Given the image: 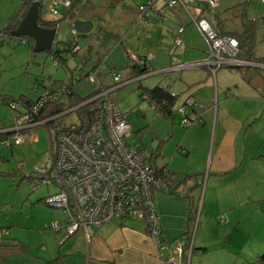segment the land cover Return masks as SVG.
<instances>
[{
  "label": "crops",
  "instance_id": "1",
  "mask_svg": "<svg viewBox=\"0 0 264 264\" xmlns=\"http://www.w3.org/2000/svg\"><path fill=\"white\" fill-rule=\"evenodd\" d=\"M5 1L7 7L4 8L8 12L0 14L1 27L16 14L23 0ZM113 1L114 7L110 10L113 11L114 18L109 20L114 27H119V37L99 63L97 78L102 86H109L108 73L103 74L109 69H117L122 79L130 75L128 51L140 55L151 54L146 62L148 72L167 74H163L158 81H152L153 85L150 87L156 84L165 86L176 96L181 94L182 103L184 97L192 96L194 105L181 113L199 117L187 128L192 124L203 126L196 127L202 130L201 134H184L179 139L171 161L165 159L169 152H162L159 143L152 151L155 153L154 159H149L157 169L165 168L167 175L171 173L183 176L193 172L197 175L186 178L175 186H172L175 179L165 180L162 177V186L153 191V203L162 237V247L159 249L149 237L144 222L130 216L111 217L96 226L78 227L70 234L65 232L63 225L57 224V229H51L59 244L56 252H50L49 255L33 254L29 242L12 235L7 236L8 224L3 222L0 223V228L6 231L1 232L0 242L12 244V247L17 243L24 245L25 249L10 252L0 250V264H165L164 260L168 258L177 264H232L227 255L233 249L221 244V240L226 241L236 227L245 230L248 236L252 231L248 220L257 228L262 227L260 219L264 215V0H217V5L212 9L219 12L223 26L237 33L246 26V32L252 33L250 37L253 45L247 55L241 57L236 54L235 58L243 62L236 64L233 70L221 65L214 71L206 65L197 64L205 58L207 50L201 40L195 38L200 33L191 20L196 15L194 5L190 4L187 8L167 7L170 9L158 13L157 4L153 2L147 9L148 18L153 20L149 22L136 17L141 0ZM206 8H201L197 15L202 16ZM60 11L63 9L60 8ZM15 17L20 19V16ZM41 18L49 23L43 26L49 27L55 19L53 15L46 17L43 14ZM182 20L184 23H181ZM209 21L215 29L212 20ZM180 26V41L175 45V31ZM29 41L27 43L30 46L32 40ZM189 48L195 51L188 57L195 59L189 64L183 63L182 60L186 57L184 52ZM53 61L56 63L57 58ZM179 64L183 66L175 67ZM186 67L190 71L183 74L181 69ZM169 70L173 72L168 73ZM70 73L72 72L69 71ZM226 73L233 74L227 78ZM67 76L52 79L49 83H44L41 78L37 79H40L41 85L51 86ZM172 83L178 89H171ZM76 92L78 95L85 94L78 90ZM29 98L24 96L18 100L23 102ZM198 99L203 102L198 103ZM144 100L149 104V100ZM148 108H151L150 104ZM171 116L172 112L164 117ZM11 123L12 121L7 125L1 123L0 130L9 127ZM37 125L39 124L34 125L32 130ZM129 125L131 131V124ZM192 128L188 130H193ZM191 148L193 152L199 153L201 160L205 158L207 162L203 169L185 172L187 163L184 159ZM174 155L177 163L174 162ZM36 170L40 173V169ZM201 192L202 199L196 220L195 209ZM217 222L223 224L218 225ZM210 224L214 232L209 228ZM193 231L194 237L189 242V235ZM176 240L181 244L180 252L174 247ZM212 255L215 257L213 262H208ZM243 260L246 261L247 258Z\"/></svg>",
  "mask_w": 264,
  "mask_h": 264
},
{
  "label": "built area",
  "instance_id": "2",
  "mask_svg": "<svg viewBox=\"0 0 264 264\" xmlns=\"http://www.w3.org/2000/svg\"><path fill=\"white\" fill-rule=\"evenodd\" d=\"M190 1L162 0L156 11L159 13L164 7L187 8ZM153 2L154 0H144L139 4L137 17L152 22L153 20L148 18L147 9ZM46 3L55 18L53 26L56 27V34L53 46L61 45L57 43L56 36L59 27L63 25L62 31L67 26L70 32L69 42L65 45L67 52L75 51L81 45L78 41L79 37L75 35L71 27L72 19L60 11V8L66 10L70 7V0H43V4ZM216 5L217 0H196L194 4L196 15L192 16L191 20L207 46L205 58L197 64L206 65L211 71L221 65H226L233 70L236 64L243 62L235 58L238 53L237 39L232 35L216 32L205 17L197 15L202 6L214 8ZM181 27L175 31L173 39L175 45L180 41ZM7 36V32L0 28V43ZM19 37L20 41L28 42L26 36ZM150 57L151 54L140 55L133 51L127 52L128 61L133 65H142ZM179 66L183 64L175 67ZM97 71V68L88 69L86 72L80 71L76 76L68 77L54 85L56 91H67V85L72 87L79 79H85L94 84V89L66 110H76L84 105L88 115L85 124L78 117L77 123L66 126L57 125L54 128V150L50 148L46 154L45 166L40 169V180L52 182L56 188L45 196L46 203L59 207L65 213L63 227L67 234L74 232L78 227L99 225L111 217L130 216L144 222L149 237L159 249L162 247V240L152 195L154 190L162 186L163 181L159 176V169L147 156V150L126 141L125 137L130 133L126 114L108 95L110 90L129 80L122 79L120 72L111 68L107 71L110 84L102 86L97 78ZM131 78L135 79V76ZM48 91L49 88L46 87L40 89L39 98L34 102L22 104L11 101L9 103L10 109L16 104L20 108L12 110L14 112L12 124L0 130V134H6L0 137V143L18 144L23 138L33 137L32 127L47 121L43 118L38 119L36 111ZM170 93L174 94L173 91ZM142 97L144 98L145 95L143 94ZM149 104L157 115L161 112L160 101L149 99ZM193 105L192 96H186L177 110L183 113ZM198 119L197 115H183L182 124L187 127ZM32 184L35 187L38 184V178H34ZM46 226L53 230L58 228L55 221L49 222ZM2 231L6 230L0 229V235ZM180 246V242L176 240L174 243L176 251L180 252ZM164 261L165 264H177L170 258Z\"/></svg>",
  "mask_w": 264,
  "mask_h": 264
},
{
  "label": "rangeland",
  "instance_id": "3",
  "mask_svg": "<svg viewBox=\"0 0 264 264\" xmlns=\"http://www.w3.org/2000/svg\"><path fill=\"white\" fill-rule=\"evenodd\" d=\"M72 1L79 6V0ZM161 1L154 0L157 7L161 4ZM194 1L196 2V0H191L190 4L194 5ZM98 3L101 4V1L98 0ZM5 4V0H0V14L8 12L4 8L7 7ZM169 9L167 7L162 8L163 12ZM107 13L109 15L113 14L114 17L112 10ZM42 14L46 17L52 15L47 3L43 5ZM73 18L83 19L82 14H75ZM183 21L181 23H184ZM107 23L105 21V24ZM0 25H2V21H0ZM67 28L65 26L64 31H58L57 40L65 37L64 33L68 32ZM195 38L201 40L207 50L206 42L201 34H199V37L195 36ZM187 50L184 52L186 57L183 58V63L195 59H191L192 56L188 57L195 49L189 48ZM79 54L86 55L87 51L81 47ZM54 62L47 50L33 51L32 44L29 46L28 43L20 41L18 37L8 35L0 43V93L7 94L12 98L17 97V99L24 96L34 98L40 89L45 86L41 85L36 80L37 78H41L44 83H49L52 79L64 78L69 74V71L72 72L73 76H76L78 71L75 65L79 62L77 54L66 55L64 62L57 57L56 63ZM169 71L168 73L173 72L172 70ZM181 71L184 74L189 72L190 69L186 67ZM103 74H107V72ZM163 74L165 75L167 72L147 76L137 75L133 80H130L131 77L126 78L125 80L130 81L111 90L108 95L116 102L119 109L126 113V120L131 124V131L125 137L126 141L129 144L145 148L147 150L146 154L151 160L155 156L152 151L157 148V143H159L162 152H169L165 157L169 162L172 160L173 154L176 153L174 150L178 147L179 139H182L184 134H201L202 130H198L196 127H202L203 125H193V122L192 126L187 128L182 124L183 114L177 110V107L182 104L183 96L181 94L175 97L171 117L157 116L153 109L148 108V102L141 99L140 94L144 91V87L153 85L152 81H158ZM231 74L233 73H226L225 75L230 78ZM138 84L140 86H137ZM74 86L80 93H87L94 89V84L85 79H79ZM171 89L178 88L172 83ZM63 98H65L64 95ZM197 102L201 104L203 100L198 99ZM242 110L239 109V111ZM12 119L13 111L5 103L0 102V124L7 125ZM77 120L76 110L72 109L54 118L51 122L37 125L32 130V138H23L18 144L0 143V223L6 222L8 224V227H5L7 236L12 235L21 241L29 242L33 254L49 255L50 252H56L59 244L58 239L53 236L52 229L46 227L45 224L55 221L62 226L66 217L59 207L46 203V197L44 196L48 192L55 191L56 188L52 182L47 183L40 180L41 174L38 173L36 168L46 160V154L50 148L54 150L55 132L53 125L61 123L62 126H66L70 123H77ZM189 128L193 130H188ZM9 135L11 136V134ZM196 153L197 151L193 152L191 148L187 158L184 159V162L187 163V167H184L187 169L185 172L203 169L206 166V159L202 158L201 160L199 153ZM174 162H176V156ZM34 178H38L36 187L32 184ZM197 199L196 220L202 192ZM261 216L262 227L257 228V226L251 224L250 219L247 222L250 223L252 235L250 233L247 236L245 230L236 227L226 241L221 240V244L233 249L231 254L227 255L232 260V264H250V261L255 257L254 253L260 254L264 251V215ZM217 224L221 225L223 223L217 222ZM209 228L214 232L211 224ZM192 237H194V231L189 235V242ZM222 252H225L224 249ZM245 257L247 258L246 261L243 260ZM214 258V255H212L208 258V262H213ZM231 260L229 263H231Z\"/></svg>",
  "mask_w": 264,
  "mask_h": 264
},
{
  "label": "trees",
  "instance_id": "4",
  "mask_svg": "<svg viewBox=\"0 0 264 264\" xmlns=\"http://www.w3.org/2000/svg\"><path fill=\"white\" fill-rule=\"evenodd\" d=\"M100 1H101V4L98 3V0H79V6H78V5H75L74 1L70 0L71 2L70 7L62 11L63 15H66L69 19H73L75 14H82L83 18L92 19L93 21V27L88 32L86 41H84L75 51L70 52V53L67 52V47L65 45L68 44L69 39H67L66 37L60 40H57V43L61 44L60 46L54 45L52 48L46 49L47 52L50 53V55L52 56L54 60L58 57L60 58V60H62V62H64L66 55L77 54L78 59H79L78 64L75 65L78 71L77 73H80V71L86 72L88 69L97 68L99 63L103 59V57L110 50L112 45L117 41L119 37V34H118L119 27L118 26L114 27L111 24V20H109L113 17V14L109 15L107 13L108 11H110V8L114 7V1L113 0H100ZM29 2H30L29 0H23L18 6V9L16 10V14H14L13 17L10 18L4 26L0 27L5 32H7V35H10L9 31L13 29L19 21V19L16 18L15 16H20L21 18L24 12L26 11L29 5ZM203 7L205 6H202L201 8ZM139 9L140 8L138 5L137 11H136V17L138 16ZM41 11L42 9L39 8L38 10L39 15H41ZM201 15L205 17L208 21L212 20V22L214 23L216 32L229 34V35L234 36L237 39L239 56L242 57V56L247 55L248 51H250L251 46L253 45V41H252V38L250 37L252 36V33L246 32L248 30V29H245L246 26L244 27V30L240 31L239 33L226 29L222 24L223 23L222 19H220L219 17V12L209 7H207L205 9V13ZM54 21L55 20L53 19V21L51 22L52 26L54 24ZM105 21L108 23L105 24ZM40 25H49V23L44 20H41ZM17 37L18 39L20 38L19 36ZM28 40H30L29 42H31V39L29 37H28ZM81 47H83L87 51L86 55L79 54V50L81 49ZM130 65H131L130 75L125 76L124 79L132 77V76L140 75V74H143L149 71V69L146 66V63L142 65H133L130 63ZM98 73L99 72L97 71V74ZM68 77H74V76L72 73H70L66 78ZM65 79L61 81H64ZM36 80L40 82V79H36ZM61 81H58L49 87L44 86L46 88H49V91L46 94L45 99L42 100L41 104L39 105L36 111V117L38 119L40 118L48 119L50 117L61 114L65 112L66 110L70 109L75 104V102L81 101L84 97H86L90 93L89 91L85 93L84 95H78V93L76 92L77 89L75 88L74 85L72 87H69V85H67V88H68L67 91L66 90L60 91V92L56 91L54 89V85ZM170 92L171 91L167 90L165 86L156 84L152 87H144V91L140 94V97H142V95L144 94L145 95L144 99H147V100L152 99L154 101H160L162 108L158 116L164 117V116H169L174 100H175V97H176L175 93L171 94ZM63 95L65 96V98H63ZM38 98L39 97L37 93L36 97L29 98L27 100H24L21 103L27 104L29 102H34L38 100ZM18 99L12 98L11 96L6 95L4 93H0V102L5 103L8 107L11 101L20 102ZM19 108L20 107L17 106L16 104L14 105V108H11V110H14V109L18 110ZM76 113H77V117H80L85 124L88 120L86 107L84 105L80 106L78 109H76ZM51 121L53 120L45 121V122H51ZM57 125H61V123L54 124L53 127L55 128ZM4 135L6 134H0V137ZM164 171H166L165 168L159 169L158 170L159 176L161 177V179L162 177L165 178V180L175 179L174 184L172 186L177 185L179 182H183L186 178H190L192 176L194 177L197 175L196 172L185 174L183 176H179V175L171 174V173L167 175ZM161 240H162V237H161ZM13 246L14 247H12V244H2L0 242V250H2L3 252H6V251L10 252L12 250L22 251L25 249L24 245H20L17 243H14ZM201 249H204V247H201ZM250 264H264V251L261 252L260 254L257 253L255 257L250 261Z\"/></svg>",
  "mask_w": 264,
  "mask_h": 264
},
{
  "label": "water",
  "instance_id": "5",
  "mask_svg": "<svg viewBox=\"0 0 264 264\" xmlns=\"http://www.w3.org/2000/svg\"><path fill=\"white\" fill-rule=\"evenodd\" d=\"M29 5L24 12L23 16L19 19L16 26L9 31L12 36H28L32 40V50L38 51L43 49H50L53 46L54 38L56 34V27L40 25L42 20L39 15V8H43V0H29ZM92 20L73 18L71 27L75 31V35L80 38L78 41L82 44L87 39L88 32L92 29ZM63 25H61L58 31L62 32ZM64 36L70 38V32H65ZM156 72H148L145 75L155 74ZM58 115L50 117L47 121L53 120ZM46 161L37 166V169H42L45 166ZM181 245V244H180Z\"/></svg>",
  "mask_w": 264,
  "mask_h": 264
},
{
  "label": "flooded vegetation",
  "instance_id": "6",
  "mask_svg": "<svg viewBox=\"0 0 264 264\" xmlns=\"http://www.w3.org/2000/svg\"><path fill=\"white\" fill-rule=\"evenodd\" d=\"M22 36H24V35H22ZM27 37V39H28V36H26ZM79 37V36H78ZM80 38V37H79Z\"/></svg>",
  "mask_w": 264,
  "mask_h": 264
}]
</instances>
